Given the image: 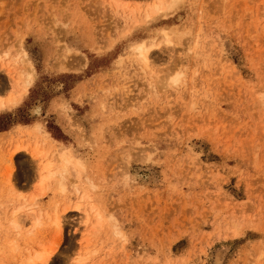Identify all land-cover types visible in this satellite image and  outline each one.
<instances>
[{"label": "rangeland", "instance_id": "374dc122", "mask_svg": "<svg viewBox=\"0 0 264 264\" xmlns=\"http://www.w3.org/2000/svg\"><path fill=\"white\" fill-rule=\"evenodd\" d=\"M158 1L0 0V264H264V0Z\"/></svg>", "mask_w": 264, "mask_h": 264}, {"label": "bare ground", "instance_id": "6f19581e", "mask_svg": "<svg viewBox=\"0 0 264 264\" xmlns=\"http://www.w3.org/2000/svg\"><path fill=\"white\" fill-rule=\"evenodd\" d=\"M158 1V0H157ZM169 1V0H168ZM175 3H177V0H170L169 1V3H168V5H167V9H171V7H174L175 6ZM153 9L156 11V12H158V11H163V9H164V2L162 3V2H157V3H155V4H153ZM135 51H136V55H137V59L141 62V64L142 65H144L145 67H147L148 66V64H149V56H148V54H149V49H147V47L145 48V47H143V45L142 44H139V45H137L136 47H135ZM31 70V69H30ZM31 80H32V76H31V74L30 73H27V75L25 76V78H24V80H22L23 81V83H22V86H20L21 88V90L22 91H20V93L17 95V96H15V97H13V98H7V100H3V99H0V110H2V109H4V108H7V107H11V106H13V105H16L18 102H20V100L22 99V97L24 96V94H26V92H27V87L30 85V83H31ZM2 87V86H1ZM24 130V129H23ZM15 133V132H14ZM67 151V150H66ZM64 152V151H63ZM70 153V152H69ZM58 154V153H57ZM70 155V154H69ZM64 156H65V154H64ZM74 158V157H73ZM75 159V158H74ZM74 159H72L71 157H58V161H59V163L61 164V168H59V169H57V171H54V172H51V168H53L52 167V164H50L51 162H49V163H44L43 164V168L41 169V172H40V184L41 185H43V183L44 182H46L47 181V179L48 178H50L53 174H58L59 172H58V170H60V169H62V170H66L67 169V165H69V164H72V165H74V164H76V163H74L73 162V160ZM78 161V160H77ZM82 167V166H81ZM75 168H77V167H75ZM62 176V175H61ZM53 177V176H52ZM77 183V182H76ZM78 191V190H77ZM59 193V192H58ZM75 204V203H74ZM85 205V204H84ZM82 207V206H81ZM80 206H76L75 207V209H77V210H81L80 208H81ZM83 212V211H82ZM86 213V212H85ZM40 214V213H39ZM14 215V214H13ZM38 214H36V216H33L34 218H33V223L35 224V225H37L38 224V222L41 220V218H40V216H42V215H39V216H37ZM94 215V214H93ZM42 217H44V216H42ZM12 218V217H11ZM91 219H93V217H92V214H90V213H86L85 214V222L86 223H89L90 222V220ZM12 225H16L17 223H16V221H15V219H14V217H13V219H12ZM40 222H42V221H40ZM58 221H57V219H55V223H57ZM85 223V224H86ZM40 224V223H39ZM238 232H240V230L238 231ZM235 233H237V231L235 232ZM237 235V234H236ZM233 236V235H232ZM235 236V235H234ZM49 248V247H48ZM44 249L45 248H43V251L41 250V251H39V252H36L35 253V255L33 256H29V258L26 260V262H25V264H49L50 263V261H51V256L53 255V252L54 251H52V248L50 249L49 248V250L51 251H49L48 249H46V250H48V251H44ZM54 249V248H53ZM31 257V258H30ZM77 262V264H82V262H83V259H81V260H79V262L78 261H76ZM86 262V261H85ZM83 264H84V262H83Z\"/></svg>", "mask_w": 264, "mask_h": 264}, {"label": "crops", "instance_id": "0c3cea01", "mask_svg": "<svg viewBox=\"0 0 264 264\" xmlns=\"http://www.w3.org/2000/svg\"><path fill=\"white\" fill-rule=\"evenodd\" d=\"M6 131H4V132H1L0 134H3V133H5Z\"/></svg>", "mask_w": 264, "mask_h": 264}]
</instances>
